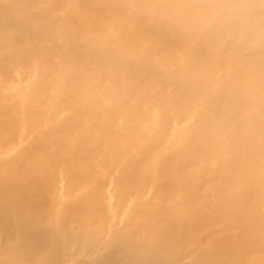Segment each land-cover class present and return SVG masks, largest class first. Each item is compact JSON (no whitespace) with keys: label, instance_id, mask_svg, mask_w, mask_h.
Segmentation results:
<instances>
[{"label":"bare ground","instance_id":"6f19581e","mask_svg":"<svg viewBox=\"0 0 264 264\" xmlns=\"http://www.w3.org/2000/svg\"><path fill=\"white\" fill-rule=\"evenodd\" d=\"M31 2L0 0V19L18 27L6 40L0 36V101L29 100L22 118L40 129L46 124L42 136L29 127L7 139L13 148L0 146V264H264V0ZM182 29L189 36L179 41ZM10 65L21 72L14 77ZM93 101L107 110L105 124L102 111L88 106ZM59 108L74 111L70 126L92 119L99 134H65L56 142L66 141L70 153L50 150L48 159L47 123ZM142 111L149 119H137ZM177 119L186 123L182 129L173 126ZM164 139L187 160L174 166L160 153L148 173L139 172L132 149ZM86 160L92 170L75 164ZM66 162L72 185L97 179L91 196L65 207L64 224L102 221L103 207L90 200L106 198L108 165L112 173L123 166L115 172L122 199L154 191L155 201L130 212L125 236L101 247L99 240L73 247L82 237L69 236L62 253L45 256L53 170ZM185 169L188 188L178 175ZM208 182L217 186L202 202L196 189ZM185 208L188 225L179 219ZM87 212L91 220H84Z\"/></svg>","mask_w":264,"mask_h":264},{"label":"rangeland","instance_id":"374dc122","mask_svg":"<svg viewBox=\"0 0 264 264\" xmlns=\"http://www.w3.org/2000/svg\"><path fill=\"white\" fill-rule=\"evenodd\" d=\"M109 1L110 0H108V2ZM29 3H33V2L29 0ZM112 20L114 19H107V23H109ZM0 29H1L0 31L2 32V34L0 32V36H2L5 40H6L5 37L12 36L16 32H18L17 26L14 25V26L6 27L5 21H2L1 19H0ZM170 33H172V31H170ZM175 35H178V36H175L174 38H179V41H181V39L184 38V35L185 37L189 36L188 30L186 29L176 30ZM48 37L49 36H47V38L44 37V40L53 43L54 38L49 39ZM174 38L173 40L176 43V39ZM42 40L43 38H39L37 42L40 44ZM4 54H6V52L4 51V49H2L0 51V55H4ZM10 69L14 77L17 76L21 72L20 70L21 67L17 65H10ZM91 75L92 76L95 75V72H93V74ZM3 76H4L3 71L2 72L0 71V78H3ZM18 82L26 84L28 80L19 79ZM132 101L136 102V99L132 97ZM97 102L98 101L90 102L88 106L97 107L100 111H102L101 115H99V118L103 122V124H105V122L108 120V112L104 107L100 106V103H97ZM4 103L0 101V146L1 147H4V149H7V150L13 148V146L16 145L17 143L11 142L10 140H7V139L11 138L13 133H21V130H29V127L33 130L34 133H39V135L42 136L41 129L46 128V124L40 129V124L32 125V123H30L29 120L22 118V116L20 115L21 111H25L24 104L26 105L29 104V100L27 103L26 102L22 103L18 101L17 99L10 100L8 102L6 101ZM149 103L150 105L157 104L159 103V101L149 100ZM45 105L46 104L42 105L41 110L44 111L47 109V106ZM56 110H59V111L57 114L54 115V117H57L54 120L49 119L51 115L49 112H47L45 117L39 121V123L43 124L44 119L48 118L49 120H51L47 123L48 133H46V135L49 138L48 145L50 144V142H52L53 147H51V149L50 147L46 148L45 157L48 159L50 158L49 157L50 150L51 151L53 150L52 152H56L57 156L59 154L64 155V154L70 153V147L66 141H63L61 143L56 142L57 139H61V138L65 139L66 138L65 134L70 133L69 134L70 137L71 136H81V134L91 135V133L92 134L97 133L98 135L99 134L98 129H100V128L94 129L93 127L91 128L89 127L90 126L89 124L93 125V123H91L92 119L82 122L81 125L80 123L75 124L73 126L71 125L73 128L72 129L70 128L71 126L69 125L71 120L69 122L67 120L70 119L71 117L76 116L75 114H73L74 111H68L67 109L63 110L62 108H59ZM68 115L69 117L67 118ZM136 117L138 120H142V119H145V117L149 119L150 116L144 114V111H142ZM59 119L61 120L59 121ZM97 119L98 117L96 118V120ZM172 124L174 127L178 129H182L186 125V123H183L182 120H178V119L175 120L174 123ZM110 138L114 139L115 135L112 134ZM165 141L166 140L164 139L161 143L158 142L152 146H147L148 148L146 146H143V147L139 146V147H134V149H132L133 154L140 161L139 164L142 161V163L138 167L139 172H141L142 174L148 173V171L150 170V167L153 165L152 163L155 157H158L160 153L164 154L167 161L173 160L174 166L180 165L183 161L187 160L185 150L179 149V148L166 149L165 144H164ZM87 146H90V145H87ZM29 148H31V146H29ZM103 152L105 153V151ZM82 153H84V151H81V154ZM106 153H108L107 150H106ZM36 156H37V153L35 152H32L29 155V164L35 162ZM75 164L76 166H81L87 170L89 169L92 170L93 168V161H89V160H86L84 162L77 161ZM69 166L71 165H69V163L66 162L64 165H61L60 167L53 170V172L55 173V176H58V180L55 183L56 192L48 194V197H47L49 200V203H51V206H54L55 208H54V211H49V215L46 216L44 223H43L45 230L48 231L46 234L48 237V246H47V250L44 251L45 256L47 255L51 256L55 253L57 254L62 253L66 247L67 239L69 236L81 235L82 237V240L80 242H75V241L72 242L74 243L73 247L83 242H86V244H88L92 242L93 240H99L101 242V244H99V247H101L109 243V241H112L113 239L125 236L128 232H130L129 229L126 227V224L133 217V215H131L130 212L131 211L135 212L137 211V209L140 210L142 209V206H146L148 205V203L155 201L154 191L153 193L151 191L149 193H146L144 197H141V196L132 197L130 200L127 199V201H125V199H122L120 197L121 188L118 187L115 183V179L117 177V174L115 172L116 171L120 172L123 166H120L119 168H117V170L114 173H112L111 169H109L111 167L110 165H108L107 167L104 168V170H106V173L109 175V179H106V182H105L106 184L103 187L106 198L99 200L94 197L90 200L91 205L103 207L102 212L104 213V218L102 219V221L96 225H93L91 222H89L91 223L89 225L88 224L82 225V224H76V223L64 224L63 220L65 218H64L63 211L65 207L69 203H73L78 199H82V197L84 196H87V195L91 196L90 191L94 189V186L96 185L95 181L97 179V177L96 178L92 177V180L90 178L89 182L84 181L81 184V186L79 185L74 186L72 185L73 183L68 179V177L64 175L65 171L67 170ZM190 173L191 172L189 171V169H185L183 174H180V172L178 173V175H182L183 178H188L186 181L182 182V185L185 186L186 188H188L190 184V181H189ZM48 175H49V172L47 173V175L44 174L43 176L47 177V179L49 180L50 176ZM92 175L93 176L96 175V172H94ZM168 178L171 179V175H169ZM216 186L217 184L208 182L202 187V189L200 188L196 189V190H199V193L197 194L200 196V199L202 200V202L206 201L207 198L211 199V195L208 191H206V189L216 187ZM68 188L70 191H74V195L72 194V192H67ZM151 194H153V197ZM223 196L227 197L226 194H224ZM98 200H99V203H98ZM123 202L125 203L123 204ZM196 202L198 204L199 200ZM90 215H92L91 212H87L86 216L84 217V220H87L88 218L89 220H91ZM189 216H190L189 209L185 208L183 209L181 214H179V219L180 221L184 223V225H188ZM203 232H206V230ZM230 233H233V232L219 233V234H216L215 236L220 237V236L227 235ZM31 242L32 241L29 240V243ZM83 253H86V251L84 250ZM100 257H101L100 254H98L95 258L98 259ZM76 258L83 259V256H80V257L78 256ZM84 259L86 258L84 257ZM188 261L189 260L185 262H188Z\"/></svg>","mask_w":264,"mask_h":264}]
</instances>
